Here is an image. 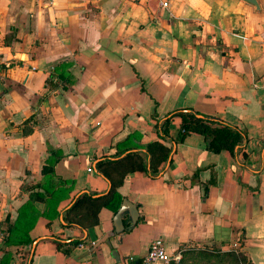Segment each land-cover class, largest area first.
Returning a JSON list of instances; mask_svg holds the SVG:
<instances>
[{
  "label": "crops",
  "instance_id": "1",
  "mask_svg": "<svg viewBox=\"0 0 264 264\" xmlns=\"http://www.w3.org/2000/svg\"><path fill=\"white\" fill-rule=\"evenodd\" d=\"M256 1L0 0V261L7 251V264H116L160 237L168 251L235 244L249 264H264V0ZM182 109L246 139L213 153L191 133L171 144L156 179L129 176L120 192L139 217L132 225L122 213L132 227L110 239L113 254L93 249L112 230L111 211L86 230L62 228L73 198L107 192L95 163L111 145L133 132L141 144L159 140L156 125ZM180 125L170 120L171 138ZM51 153L55 178L70 187L51 219L40 214L44 203L33 204L36 244L25 259L27 249L5 244L7 224ZM54 237L84 247L65 255Z\"/></svg>",
  "mask_w": 264,
  "mask_h": 264
},
{
  "label": "trees",
  "instance_id": "2",
  "mask_svg": "<svg viewBox=\"0 0 264 264\" xmlns=\"http://www.w3.org/2000/svg\"><path fill=\"white\" fill-rule=\"evenodd\" d=\"M66 66L67 64L61 63L53 73L59 74V71ZM174 117L180 118L181 125L176 137L171 138L169 136V122ZM156 131L159 140L141 144L135 142L139 139L140 134L133 132L124 140L111 145L109 155L95 163V172L109 183L107 192L103 194L83 192L73 198L70 206L62 213V228L86 230L97 226L99 213L102 209H107L115 214L124 198L120 189L126 179L136 173H142L151 179H156L164 170L171 155V144L182 142L188 134L194 133L202 137L207 143L208 149L213 153L221 151L232 153L246 139L245 133L240 129L219 123L211 118L198 116L188 109L169 112L156 125ZM56 160V154L51 153L41 168V181L23 187V192L27 194L28 198L19 209L17 218L9 225L7 224V234L4 239L7 246L25 248L29 254L30 246L34 241L29 236V232L34 226L37 216L41 214L45 218L51 219L57 215V206L67 195L70 182L55 178L53 166ZM191 178L193 181H197V172H194ZM35 202L44 203L45 208L42 213L39 214L35 210L33 206ZM122 220L123 232L129 231L132 226L126 221L124 214ZM79 241L72 239L64 242L56 237L51 240L55 248L65 255H68L71 248L77 246ZM241 256L245 264H249L245 256ZM9 259H11L10 252L6 251L0 264H7ZM29 263V261H22L15 264Z\"/></svg>",
  "mask_w": 264,
  "mask_h": 264
},
{
  "label": "built area",
  "instance_id": "3",
  "mask_svg": "<svg viewBox=\"0 0 264 264\" xmlns=\"http://www.w3.org/2000/svg\"><path fill=\"white\" fill-rule=\"evenodd\" d=\"M161 5L166 7L167 4L162 2ZM98 124V123H97ZM90 171V169H88ZM235 244L229 248V251H235ZM78 248H83L82 243L77 245ZM190 245L178 246L173 251H168L162 238H154L148 245L147 250L141 257H136L132 254H127L119 259L116 264H173L181 260L183 254L190 249Z\"/></svg>",
  "mask_w": 264,
  "mask_h": 264
},
{
  "label": "rangeland",
  "instance_id": "4",
  "mask_svg": "<svg viewBox=\"0 0 264 264\" xmlns=\"http://www.w3.org/2000/svg\"><path fill=\"white\" fill-rule=\"evenodd\" d=\"M241 255L242 253L239 251L235 253L210 246L194 245L183 254L179 262L173 264H245ZM27 256V252H25V259Z\"/></svg>",
  "mask_w": 264,
  "mask_h": 264
},
{
  "label": "water",
  "instance_id": "5",
  "mask_svg": "<svg viewBox=\"0 0 264 264\" xmlns=\"http://www.w3.org/2000/svg\"><path fill=\"white\" fill-rule=\"evenodd\" d=\"M243 1L258 8V4L256 0H243ZM170 161H171V156L168 158L167 164H169ZM125 211H127L132 225H134L137 222L139 217L137 206L131 203L129 200L123 199L120 208L112 217V230L104 233L103 236L100 238V240H98L94 244L93 249L97 248L101 244H105L112 252L111 254H113L114 250L112 249L110 239L113 238L115 235L121 234L124 231V224L121 215ZM35 244H36V240L32 243L30 256L32 255Z\"/></svg>",
  "mask_w": 264,
  "mask_h": 264
}]
</instances>
